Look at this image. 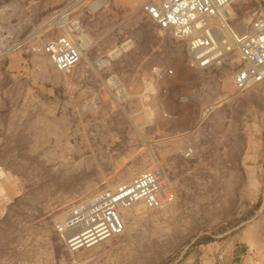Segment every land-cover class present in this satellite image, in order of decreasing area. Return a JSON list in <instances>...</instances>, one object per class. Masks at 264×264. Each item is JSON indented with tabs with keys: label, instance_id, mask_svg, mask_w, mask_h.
Segmentation results:
<instances>
[{
	"label": "rangeland",
	"instance_id": "obj_1",
	"mask_svg": "<svg viewBox=\"0 0 264 264\" xmlns=\"http://www.w3.org/2000/svg\"><path fill=\"white\" fill-rule=\"evenodd\" d=\"M139 1L0 0V21L26 39L0 62V264H198L213 240L247 241L248 264H264V81L235 88V49L190 67ZM259 4L233 0L231 22ZM62 10L93 43L69 72L32 49L59 31ZM109 76L129 99H115ZM153 165L176 191L170 206H146L94 248H64L53 223L71 203Z\"/></svg>",
	"mask_w": 264,
	"mask_h": 264
},
{
	"label": "built area",
	"instance_id": "obj_2",
	"mask_svg": "<svg viewBox=\"0 0 264 264\" xmlns=\"http://www.w3.org/2000/svg\"><path fill=\"white\" fill-rule=\"evenodd\" d=\"M231 1L141 0L138 8L157 27L165 29L172 38L183 43L190 66L205 70L211 69L217 65V61L223 59L225 49L220 43L222 29L229 23L241 26L240 21L231 22L233 16L226 8ZM248 15L249 20L242 28L231 30L240 62L233 73L237 90L264 79V12L261 5L250 8ZM64 18L69 25V33L60 30L39 43L35 42L32 49L45 53L57 70L69 72L82 56L83 48L70 27L77 19L70 16L69 12ZM14 34L11 28L0 22V61L26 40ZM150 70L153 77H162L172 72L170 68L162 69L159 66H152ZM142 78L143 81H151L150 74H144ZM175 198L176 191L166 174L153 165L130 179L98 188L75 200L54 221L53 228L64 248L73 252L122 233L125 227L122 207L143 201L150 208L162 210L173 203Z\"/></svg>",
	"mask_w": 264,
	"mask_h": 264
},
{
	"label": "bare ground",
	"instance_id": "obj_3",
	"mask_svg": "<svg viewBox=\"0 0 264 264\" xmlns=\"http://www.w3.org/2000/svg\"><path fill=\"white\" fill-rule=\"evenodd\" d=\"M233 1V0H232ZM231 1V2H232ZM231 2H229L227 5H226V8H227V10H229L230 9V4H231ZM230 11H231V9H230ZM264 12V11H263ZM66 13H68V10H62L61 12H59V14H57L55 17H54V24H55V26H57V27H59L60 29H59V31L61 30L62 32H66L67 31V29L69 28V25L68 24H66V21H65V16H66ZM64 15V16H63ZM61 16H63V17H61ZM78 21V20H77ZM77 21H75V22H73L72 23V25L70 26L71 27V29L73 30V32H74V34H79V35H81V39H82V36H83V38L85 39V42H83V40L82 41H80L79 39H78V41H79V43H80V45H81V47L83 48V51H82V56L80 57V59L78 60V62L75 64V65H77L78 63H79V61L81 60V58L84 56H88L87 55V51L90 49V47L93 45V43H91L89 40H88V37H85L86 35L85 34H81V32H83V29H82V27H80V23H77ZM1 22V21H0ZM2 23V22H1ZM246 23V22H245ZM3 24V23H2ZM62 25V26H61ZM240 25L241 26H233L232 24H228V26H225L224 27V29H222V31L220 32V43L224 46V49H225V52L223 53L224 55H223V57L224 58H226V56H228L231 52H232V50L233 49H235L237 52H238V49H237V47H236V44H235V41H234V39H233V36H232V33H231V30H239L240 28H242L245 24H244V22H241L240 23ZM80 28L82 29L81 31H80ZM161 29H163V28H161ZM165 30V29H164ZM68 33H69V31H67ZM179 41V40H178ZM179 42H181V41H179ZM182 43V42H181ZM125 44V43H124ZM124 46V45H123ZM117 49V48H116ZM116 49H111L110 50V56L111 57H105V59H104V63L105 64H107V62L108 61H110V59H112V58H114V57H117V56H119V54H118V52H119V50L121 49V48H118L119 50L118 51H116ZM118 54V55H117ZM109 55V54H108ZM6 56V55H5ZM3 60V59H2ZM1 60V61H2ZM0 61V62H1ZM37 61H39V60H37ZM220 61V60H219ZM233 61V59H231L230 60V62H232ZM101 62V61H100ZM218 62V61H217ZM39 63H41V65L43 64L41 61L39 62ZM101 64H103V63H101ZM215 64H217V63H215ZM74 65V66H75ZM190 66V65H189ZM190 67H192V66H190ZM192 68H194V67H192ZM195 70H197L198 71V69L197 68H194ZM59 71V70H58ZM234 73V72H233ZM113 77H115V76H109L108 78H107V80H108V84L109 85H115V87L117 86L118 88L116 89V92L118 93L117 95H115L116 97H115V99H117L119 102H123L124 100H126V99H129L130 97H129V92L126 90V87L125 86H123L122 84L120 85V81H117V79H115V78H113ZM225 78H226V76H225ZM225 78H223L222 80L223 81H225ZM227 81H228V79H227ZM262 81H264V79L262 80ZM262 81H260V82H262ZM146 82V81H145ZM226 82V81H225ZM121 83H122V81H121ZM257 83H259V82H257ZM257 83H254V84H257ZM146 84L147 85H150V86H153V85H151V81H147L146 82ZM254 84H251V85H254ZM118 85H120V86H118ZM146 85V86H147ZM251 85H248V86H246L244 89H242V90H238V91H243V90H245L246 88H248L249 86H251ZM149 89H153V87H150ZM129 97V98H128ZM147 99H148V96L146 95V92L143 90V100H144V102H146L147 101ZM163 170V169H162ZM176 199V198H175ZM175 201V200H174ZM172 204V203H171ZM170 204V205H171ZM170 205H167L166 207H168V206H170ZM148 207V205H146V203H144V202H142V201H136V202H134L133 204H131L130 206H128V207H122V217H123V220H124V224H125V222L127 221V218L129 217V216H132L133 214H139V213H141V212H145L146 211V209H147V207ZM165 207V208H166ZM126 229V226L124 227V230ZM123 230V231H124ZM110 237H108V238H105V239H103V240H101V241H106V240H108ZM100 241V242H101ZM100 242H98V243H96V244H93V245H91V246H89V248H94V247H96V245H98ZM85 248H87V247H85Z\"/></svg>",
	"mask_w": 264,
	"mask_h": 264
},
{
	"label": "crops",
	"instance_id": "obj_4",
	"mask_svg": "<svg viewBox=\"0 0 264 264\" xmlns=\"http://www.w3.org/2000/svg\"><path fill=\"white\" fill-rule=\"evenodd\" d=\"M165 142H167V140L163 141L162 143ZM154 161L156 162L155 156L153 162ZM148 163L150 162L148 161ZM214 241L215 240L200 244L202 245V248L200 247L201 252H199V255L201 256V258L198 264H248L249 255L252 256L254 261H257L255 256L252 255L253 247L247 241L241 243H233L230 245L223 241H219L217 242V244H215ZM209 243H212V245L208 246ZM204 254L206 258H202V255ZM207 260L209 262H207Z\"/></svg>",
	"mask_w": 264,
	"mask_h": 264
}]
</instances>
